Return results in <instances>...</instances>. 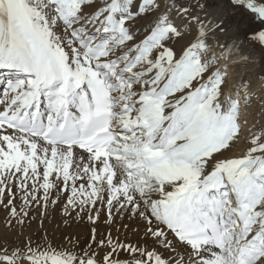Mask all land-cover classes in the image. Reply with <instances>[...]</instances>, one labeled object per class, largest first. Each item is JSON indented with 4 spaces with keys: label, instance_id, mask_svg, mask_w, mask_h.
<instances>
[{
    "label": "snow or ice",
    "instance_id": "6c2138e0",
    "mask_svg": "<svg viewBox=\"0 0 264 264\" xmlns=\"http://www.w3.org/2000/svg\"><path fill=\"white\" fill-rule=\"evenodd\" d=\"M261 63L264 0H0V211L38 224L0 264H264V126L225 92Z\"/></svg>",
    "mask_w": 264,
    "mask_h": 264
},
{
    "label": "rangeland",
    "instance_id": "374dc122",
    "mask_svg": "<svg viewBox=\"0 0 264 264\" xmlns=\"http://www.w3.org/2000/svg\"><path fill=\"white\" fill-rule=\"evenodd\" d=\"M253 27L258 28L259 25L254 24ZM234 69H236L234 70L236 73L235 79L239 80L238 82H240L242 78L249 82V86L247 88L255 86L256 85L255 83H257L258 80L261 79L264 80V78H261L264 77V63H261V65L256 69L255 72H251L249 69H245V67H241V68L235 67ZM238 84H234L233 86V84H229L227 80L225 91L231 86L235 87V85ZM256 102H258L259 104L256 105L257 104ZM256 102L255 103L252 102L253 105L255 106L253 107V109H255L254 110L255 118H253L252 122H254V124H256L257 127L264 126V97H262L261 95L260 97H258V100ZM248 123L251 124V121H249ZM58 216L59 214L57 213L55 217H50L47 226L54 230L56 228V220L58 219ZM7 222H8V218L6 217L5 213L3 211H0V241L4 239H8L9 241H12L16 239L17 235L21 232L23 233V236L20 237L21 239H23L24 236H28L30 234L35 235L36 230L38 228V224L36 222H33L31 225L26 224L24 226L15 225L13 223V226L11 228L6 226ZM90 227L91 225H89L87 220H85L80 225V227L74 228V231H77L82 235H87Z\"/></svg>",
    "mask_w": 264,
    "mask_h": 264
},
{
    "label": "bare ground",
    "instance_id": "6f19581e",
    "mask_svg": "<svg viewBox=\"0 0 264 264\" xmlns=\"http://www.w3.org/2000/svg\"><path fill=\"white\" fill-rule=\"evenodd\" d=\"M226 63H227V58H225V60L223 61L221 66H223V64H226ZM236 69H234V68L231 69L229 74H228V78H227L229 84H233V86H234V84L239 83L238 82L239 80L235 79L236 73L234 70H236ZM245 69H249L251 72H255L257 68L253 67L251 64H249L247 67H245ZM255 84H256L255 86L246 89L247 94L253 95L252 102H254V103L258 100V97H260L261 95H262V97H264V80L263 79L258 80L257 83H255ZM236 86L237 85H235V87ZM229 87H230V85H229ZM235 87L231 86L225 92L226 93L232 92ZM243 97H244V90L241 91V97H240L241 98V120L247 121V124L245 125V135H247L248 129L252 126H256V124H254V122H252L253 118H255V113H254L255 109H253V107H255V106L251 102L249 107H247V108L243 107ZM256 103H257L256 105L259 104L258 102H256ZM249 121H251V124L248 123Z\"/></svg>",
    "mask_w": 264,
    "mask_h": 264
}]
</instances>
